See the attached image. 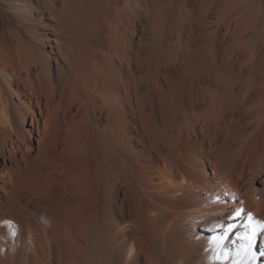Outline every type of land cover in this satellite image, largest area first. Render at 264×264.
<instances>
[{
	"label": "bare ground",
	"instance_id": "6f19581e",
	"mask_svg": "<svg viewBox=\"0 0 264 264\" xmlns=\"http://www.w3.org/2000/svg\"><path fill=\"white\" fill-rule=\"evenodd\" d=\"M256 222L264 0H0V264H264Z\"/></svg>",
	"mask_w": 264,
	"mask_h": 264
},
{
	"label": "snow or ice",
	"instance_id": "6c2138e0",
	"mask_svg": "<svg viewBox=\"0 0 264 264\" xmlns=\"http://www.w3.org/2000/svg\"><path fill=\"white\" fill-rule=\"evenodd\" d=\"M249 220H252L251 214H249ZM261 228H264V224H261L260 222H256V227L253 228L251 234H245V239L248 240V247H251L252 241L255 239L256 232L260 230Z\"/></svg>",
	"mask_w": 264,
	"mask_h": 264
}]
</instances>
